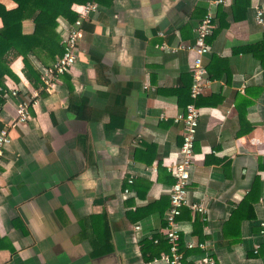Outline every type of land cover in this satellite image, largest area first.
I'll list each match as a JSON object with an SVG mask.
<instances>
[{"label": "crops", "instance_id": "obj_1", "mask_svg": "<svg viewBox=\"0 0 264 264\" xmlns=\"http://www.w3.org/2000/svg\"><path fill=\"white\" fill-rule=\"evenodd\" d=\"M96 1L70 72L38 92L26 122L10 127L0 167V264H166L158 257L166 252L168 165L182 133L174 118L189 103L195 56L182 46L194 43L208 8L209 83L196 100L187 188L188 202L204 213L182 207L180 246L187 264L200 252L185 245L199 237L217 264H264V58L255 54L264 57V24L256 20L264 0ZM57 22L61 40L67 20ZM33 28L22 21L23 34ZM31 60L40 80L42 66ZM8 65L1 123L40 86L24 75L21 56ZM119 87L128 90L123 124L108 128L105 109ZM81 97L87 119L68 109Z\"/></svg>", "mask_w": 264, "mask_h": 264}, {"label": "built area", "instance_id": "obj_2", "mask_svg": "<svg viewBox=\"0 0 264 264\" xmlns=\"http://www.w3.org/2000/svg\"><path fill=\"white\" fill-rule=\"evenodd\" d=\"M222 0H212L211 3H217ZM99 4L96 0H88L75 6L77 17L73 22H67L62 34L60 44L63 47L62 54L58 56L50 65L42 67L40 70L41 84L39 88L32 91L30 95L22 97L16 104L15 117L9 122L2 123L0 127V167L3 166L4 150L10 142V127L20 125L30 118L29 109L39 91L50 90L56 78L65 73H69L77 60V47L79 39L82 36V23L89 15L98 11ZM256 20L259 24H264L262 11L256 13ZM214 28L213 12L208 8L195 28V39L192 45L182 46V48L191 49L195 52L193 63L190 68L191 85L189 96L191 101L185 106L184 111L178 113L175 121L182 123L181 143L178 151V158L168 165V169L173 177V183L169 189V208L165 215V226L163 237L168 244V250L159 254L158 259L166 264H187L185 256L180 249V231L179 216L182 207L189 206L191 209L204 213V208L196 203H189L187 200V188L189 184L190 169L193 165L195 134L200 116V109L194 103V100L200 95L207 84L206 69L203 57L209 51L207 37ZM9 91L4 93V97ZM12 95H16L15 90H11ZM0 105V110H1ZM132 182V178L128 179ZM127 188L124 189L126 193ZM157 242V239H153ZM185 247L200 252V256L193 260L192 264H217L212 250L204 241H189Z\"/></svg>", "mask_w": 264, "mask_h": 264}, {"label": "trees", "instance_id": "obj_3", "mask_svg": "<svg viewBox=\"0 0 264 264\" xmlns=\"http://www.w3.org/2000/svg\"><path fill=\"white\" fill-rule=\"evenodd\" d=\"M13 1L16 3L13 9H6L0 4V19L2 21V27L0 28V105L4 102V93L8 91L4 84V77L5 75L11 74L8 65L10 60L15 56H21L24 63V75L34 84L38 81H40L39 83L41 84L39 75L33 68L31 58L38 61L42 67H46L62 54L63 47L60 44V38L56 31L58 25L57 18L62 17L66 19L67 22H73L77 17V12L73 6L80 5L88 0ZM25 19H31L33 21L34 28L30 34H23L21 31V23ZM262 45L264 47V41ZM255 54L258 55L259 58H264L261 53ZM127 92V89L123 90L119 87L111 96V101H109L105 109L109 116V121L106 125L108 128L122 126L124 99ZM197 98L194 100L196 106ZM190 101L191 98L189 96V102ZM68 109L79 118H89L86 113L89 107L87 105V100L83 97L79 99L71 98L69 100ZM1 126L2 123L0 122V127ZM241 207L242 206L237 207L238 211L231 215V218L235 217L236 219ZM198 240L201 241L202 237H199ZM164 241L166 242L165 239ZM180 249L182 251L181 246ZM167 250L168 244L166 242V251ZM183 254L186 255V253Z\"/></svg>", "mask_w": 264, "mask_h": 264}]
</instances>
